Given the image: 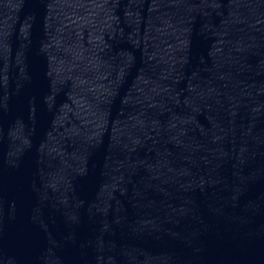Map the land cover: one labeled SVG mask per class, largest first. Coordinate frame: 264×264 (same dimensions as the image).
<instances>
[{
	"label": "water",
	"instance_id": "1",
	"mask_svg": "<svg viewBox=\"0 0 264 264\" xmlns=\"http://www.w3.org/2000/svg\"><path fill=\"white\" fill-rule=\"evenodd\" d=\"M0 264H264V0H0Z\"/></svg>",
	"mask_w": 264,
	"mask_h": 264
}]
</instances>
